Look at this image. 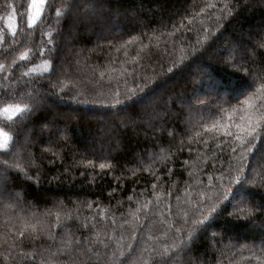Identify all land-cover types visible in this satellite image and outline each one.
<instances>
[{
	"label": "trees",
	"instance_id": "16d2710c",
	"mask_svg": "<svg viewBox=\"0 0 264 264\" xmlns=\"http://www.w3.org/2000/svg\"><path fill=\"white\" fill-rule=\"evenodd\" d=\"M0 131V264H264V0H0Z\"/></svg>",
	"mask_w": 264,
	"mask_h": 264
},
{
	"label": "snow or ice",
	"instance_id": "6c2138e0",
	"mask_svg": "<svg viewBox=\"0 0 264 264\" xmlns=\"http://www.w3.org/2000/svg\"><path fill=\"white\" fill-rule=\"evenodd\" d=\"M59 15H60V13L57 12V16H59ZM146 99H147V97L142 98V100H146ZM137 103H139V102H134L132 104L125 105L124 109H121L119 111H134L135 108H136V106H137ZM20 111L23 112V109H20ZM0 137H3V139H0V149H5L7 147V142H9L11 140V137L8 136L6 133H4L2 131H0ZM4 163L6 164L7 161H4ZM100 167L103 168L104 165L102 164V165H100ZM237 182H239V181H237ZM211 211L214 212L215 211V208L213 207L211 209ZM198 223H201L202 224L203 221L202 220L201 221H198Z\"/></svg>",
	"mask_w": 264,
	"mask_h": 264
}]
</instances>
